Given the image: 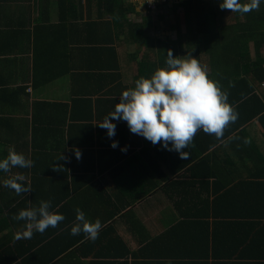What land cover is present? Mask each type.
I'll list each match as a JSON object with an SVG mask.
<instances>
[{"label": "crops", "instance_id": "obj_1", "mask_svg": "<svg viewBox=\"0 0 264 264\" xmlns=\"http://www.w3.org/2000/svg\"><path fill=\"white\" fill-rule=\"evenodd\" d=\"M90 1L0 0V118L11 119L13 142L28 145L23 154L34 165L25 177L46 180L44 190L51 197L44 200L57 203L63 197H56L57 190L69 194L59 206L65 220L43 234L34 231L31 239L21 238L24 244L13 253L30 256L39 247L31 244L58 230L63 241L45 250L62 253L49 264H264V129L259 121V131L244 139L249 143L239 135L230 145L227 139L220 146L223 154L211 157L198 179L185 170L178 173L173 179L188 182L189 191L177 189L171 199L162 190L164 153L159 157L151 151L152 143L133 134L122 119L113 120L111 138L99 123L139 79L138 65L151 43L177 39L178 33L160 36L163 31L145 28L140 34L133 28L129 34L128 23H144L138 17L142 12H130L128 23H117L115 6ZM34 122L47 130L42 150L32 142ZM36 155L40 161H34ZM47 165H56L57 174L50 175ZM197 181L204 186L194 185ZM217 201L216 209L207 205ZM77 208L92 222L99 218L103 227L93 243L68 249V242L86 235L71 234ZM23 230L18 225L13 232ZM3 252L0 263L6 261Z\"/></svg>", "mask_w": 264, "mask_h": 264}, {"label": "trees", "instance_id": "obj_2", "mask_svg": "<svg viewBox=\"0 0 264 264\" xmlns=\"http://www.w3.org/2000/svg\"><path fill=\"white\" fill-rule=\"evenodd\" d=\"M92 2L115 6L117 11H115V15L113 11V15L117 23L122 20L123 24L128 23L127 15L135 10L137 12L136 7L128 0H91L90 3ZM221 2L222 0H179L170 9L171 19L161 16L152 26L149 17L145 18L144 15L138 13V17H142L144 23L136 25L128 23L130 25V28H128L129 34L133 28H136V32L140 34L145 28H153L154 31L164 32L177 31L178 33L175 41L168 39L169 37L164 40L153 39L155 41L149 46L147 57L138 65L140 77L150 78L158 67L165 66L168 50H172L174 56H183L188 52H192L202 64L207 65L210 77L221 82L224 90L229 94V102L238 112V119L226 129L221 140H218L214 135L204 133L203 130L199 131L193 144L185 149L188 153L186 160H181L178 152L163 148L162 143L149 144L151 151L158 156L164 153L165 158L162 160L165 162L162 166L163 169L160 170L161 179L165 184L162 190L171 199L173 198V192H176L177 189H181L183 193L189 191L186 188L190 185L188 182L181 183L173 179L178 173L185 170L184 174H190L193 178L198 179L200 168L207 164L211 157L223 154L224 150H221V145L226 143L227 139L230 141L227 142L230 145L232 136L239 135L242 137L241 142L245 143V137L252 132L259 131L257 120L264 129V0H261L259 11L254 10L246 14L221 10ZM241 2H246V0H241ZM181 9H183V14L181 17H177V13ZM175 14L176 16L173 17ZM162 23L164 27H161ZM184 27H186L185 32H183ZM4 103L7 104L9 101ZM6 109L5 107L4 112H6ZM10 120L9 118H0V159L7 156L9 149L14 147L13 143L17 144L15 150L20 153H23V149L28 146L27 144L22 145L19 140L13 142L14 138L8 135L13 129ZM26 127L28 126L26 125ZM45 130L43 126L34 122L32 142L36 150L45 148V145L41 143L45 138ZM25 132L21 134L23 137L28 135L27 131ZM169 147H171V144ZM33 159L34 161H40L37 155ZM170 164L173 165L172 168L168 167ZM176 164L180 167L176 168ZM40 165L41 162L35 166L40 168L42 167ZM47 168L50 175L57 174L56 165L51 167L47 165ZM29 169L14 168L9 173L0 171V249L5 248L6 253H3L7 255L6 261L0 264H12L16 260L18 262L16 261L15 264H31L32 260L38 258L40 259L38 264H49V262L60 257L59 255L62 253L54 249L49 254L48 250H45L49 245L56 246L63 241V236L56 233L58 230L41 236L40 240L31 244L33 246L39 245V247L36 251L30 253V256H23L17 250L13 253L16 246L23 245V241H25L24 239L17 240L13 231L18 225L25 227L26 224V221L14 220L13 216L17 215L21 209L38 207L40 201L44 200L46 196L51 197L44 190L46 180L39 179L29 182L26 179L23 183L25 186L30 183L31 192L20 195H17L13 189L4 186V181L7 178L18 172L26 176ZM34 172L36 174V169H34ZM198 184L204 186L203 183L198 181L194 183V185ZM56 193V197L60 195L63 197L57 203L51 204V210L60 213L61 201L66 199L69 194L59 193V190ZM207 205L210 209H216L219 202L208 203ZM181 224L183 223L179 225ZM177 229L178 227L172 229L169 234L171 235ZM94 241L84 235L75 242H68L66 247L71 249L81 243L87 244ZM28 249L25 250V253L31 251L30 248ZM17 254H21L19 259L16 256Z\"/></svg>", "mask_w": 264, "mask_h": 264}, {"label": "clouds", "instance_id": "obj_3", "mask_svg": "<svg viewBox=\"0 0 264 264\" xmlns=\"http://www.w3.org/2000/svg\"><path fill=\"white\" fill-rule=\"evenodd\" d=\"M260 4L261 0L243 3L241 0H222L220 8L246 14L259 11ZM228 95L221 82L210 77L207 65L192 52L174 56L172 50H168L165 66L158 67L150 78L140 77L132 88L124 90L114 111L105 116L99 127L107 129L110 138L114 137L116 124L113 120L122 119L133 134L141 135L153 145L162 143L163 148L178 152L181 160H186L188 153L185 149L193 144L199 131L221 140L226 129L238 119V112L229 102ZM117 146L118 141L113 140L111 147L115 149ZM122 151L126 152L127 146ZM75 154L77 159L81 158L79 149ZM60 159H64L62 154ZM33 165L31 158H26L14 147L0 159V171L5 173ZM25 180V175L16 173L4 181V186L13 189L17 195L30 193L31 185L25 186ZM13 219L26 221L23 232L15 236L19 240L31 239L34 231L43 234L48 228L57 227L65 216L51 210V200H42L38 207L21 209ZM102 227L99 218L92 222L77 208L71 234L75 236L83 231L88 238L95 240Z\"/></svg>", "mask_w": 264, "mask_h": 264}, {"label": "built area", "instance_id": "obj_4", "mask_svg": "<svg viewBox=\"0 0 264 264\" xmlns=\"http://www.w3.org/2000/svg\"><path fill=\"white\" fill-rule=\"evenodd\" d=\"M132 3L137 11L143 13L151 20L158 21L161 16L168 18L170 9L178 0H128Z\"/></svg>", "mask_w": 264, "mask_h": 264}, {"label": "rangeland", "instance_id": "obj_5", "mask_svg": "<svg viewBox=\"0 0 264 264\" xmlns=\"http://www.w3.org/2000/svg\"><path fill=\"white\" fill-rule=\"evenodd\" d=\"M183 14V11H182V9L181 10H179V12L177 13V17L179 16V17H181V15ZM174 16H176V14L175 15H173V17ZM172 18V16L169 14V16H168V19H171ZM181 19H183V18H181ZM151 21H154V20H151ZM157 21H154V23H156ZM160 34V36H164V35H167V33L166 32H162V33H159ZM174 34V33H173ZM170 36H172L171 34H169ZM176 39H173V41H175ZM263 54H264V50H263Z\"/></svg>", "mask_w": 264, "mask_h": 264}]
</instances>
